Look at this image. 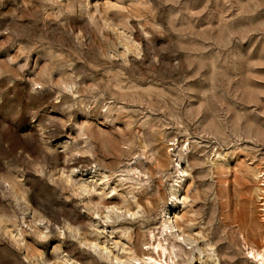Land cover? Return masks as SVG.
Masks as SVG:
<instances>
[{
  "label": "rangeland",
  "instance_id": "rangeland-1",
  "mask_svg": "<svg viewBox=\"0 0 264 264\" xmlns=\"http://www.w3.org/2000/svg\"><path fill=\"white\" fill-rule=\"evenodd\" d=\"M0 264H264V0H0Z\"/></svg>",
  "mask_w": 264,
  "mask_h": 264
},
{
  "label": "bare ground",
  "instance_id": "bare-ground-1",
  "mask_svg": "<svg viewBox=\"0 0 264 264\" xmlns=\"http://www.w3.org/2000/svg\"><path fill=\"white\" fill-rule=\"evenodd\" d=\"M254 256V255H253Z\"/></svg>",
  "mask_w": 264,
  "mask_h": 264
}]
</instances>
